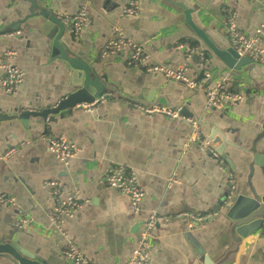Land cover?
<instances>
[{
	"label": "crops",
	"instance_id": "1",
	"mask_svg": "<svg viewBox=\"0 0 264 264\" xmlns=\"http://www.w3.org/2000/svg\"><path fill=\"white\" fill-rule=\"evenodd\" d=\"M129 1L90 0L91 27L75 38L68 26L55 48L60 31L49 37L42 12L59 19L62 14L72 17L85 0H0V61L6 52L15 51L13 64L25 73L16 95L0 92V194L18 205L0 209V236L14 239L43 263L68 264L64 252L72 241L95 264H126L143 223L156 213L169 221L157 226L155 234L161 240L155 242L149 264L202 260L216 264L235 247L230 221L214 209L223 193L233 185L234 194L250 196L251 179L257 193L264 195V166L256 165L254 157L264 160V65L253 62L239 72L228 70L193 28L217 49L237 50L223 21L235 14L239 30L254 36L264 21V0H134L140 16L122 21L128 38L150 56L149 65L180 67L184 55L175 49L187 44L195 50L190 77L208 87L230 77L229 89L243 93L246 100L215 110L206 109L202 92L161 75H146L141 67L129 65L126 56L102 58L119 12ZM185 9L191 11L193 28ZM258 45L264 50V42ZM75 63L89 68L94 83L112 96L103 107L94 113L73 109L71 115L61 113L48 124L31 118L28 129L14 119L25 111L41 112L80 90L86 74L75 69ZM150 108L179 117L161 113L149 117L145 109ZM193 123L200 137L187 149ZM213 130L227 142L225 159L205 149ZM61 134L81 150L67 166L54 158L42 139ZM12 148L18 153L2 160ZM111 165L136 173L145 193L137 216L131 213L128 198L105 184ZM174 174L181 183L168 185ZM51 181L91 201L81 213L64 220L67 239L49 220L55 199L43 184ZM190 216L203 217L204 224L194 223ZM21 218L28 227L19 226ZM0 264L13 263L0 257ZM226 264H264V226L244 240Z\"/></svg>",
	"mask_w": 264,
	"mask_h": 264
},
{
	"label": "built area",
	"instance_id": "2",
	"mask_svg": "<svg viewBox=\"0 0 264 264\" xmlns=\"http://www.w3.org/2000/svg\"><path fill=\"white\" fill-rule=\"evenodd\" d=\"M85 1L86 4L77 14L72 17L62 14V19H60L70 27V32L75 38H79L92 24L89 14L91 9L90 0ZM139 16V4L134 0H130L119 12L117 21L112 27V37L102 52V58L126 56L129 65L136 68L141 67L143 73L146 75H161L168 81L184 84L190 91L202 92L205 95V107L208 110L220 109L226 104L239 105L245 102L246 98L243 93H236L229 89L227 84L230 77H223L222 80H219V82L212 87H208L205 85V82L196 81L190 77L188 74L189 65L195 56V50L187 44H178L175 49L184 55L183 64L180 67L173 69L164 64L149 65L150 56L145 52L142 46L134 43L128 38L121 25L122 21L134 20ZM237 22L238 19L235 14H230L223 21L224 28L228 32L233 47L238 50L240 57L251 59L254 62L264 65V50L258 45L260 42H264V21L255 30V34L252 37L241 32L237 26ZM14 35L18 36L19 34ZM15 56V51H8L0 61V69L3 71V76L0 78V92L8 96L16 95L25 82V73L18 66L13 64ZM209 77V75H206L207 79H209ZM111 97L110 94L104 95L92 105L79 106L78 109L85 113H94L98 108L103 107ZM145 112L149 117L155 113H161L169 118L177 116L169 110L163 111L154 108L145 109ZM191 128L192 135L187 141V149H189L200 137L198 125L193 123ZM42 139L47 143L48 150L54 158L64 163L66 166L81 153V150L75 144L68 141L65 134H61L55 139ZM30 143V141L27 142V144ZM17 153L18 149H9L3 154L1 159H11ZM137 180L136 173L129 172L123 165H111L104 176V182L107 186L128 198L130 211L135 216L141 212L142 203L145 199V193L139 186ZM179 183L181 182L177 179L176 174L168 180V185ZM43 189L49 191L55 199V207L49 214L50 223L58 233L67 239V234L62 229L64 220L81 213L91 204V201L82 199L77 192L68 190L55 181L44 183ZM5 207L18 208L17 201L14 198H8L0 194V209ZM190 218L194 223L200 226L204 224L203 217L190 216ZM168 221L169 219L167 217L156 213L149 215L148 219L143 223L133 254L126 264H149L151 260V251L155 242L161 240L155 234L157 226ZM19 226L28 227L29 222L25 218H21L19 219ZM64 257L66 262L70 264H95L88 259L72 241H68Z\"/></svg>",
	"mask_w": 264,
	"mask_h": 264
},
{
	"label": "water",
	"instance_id": "3",
	"mask_svg": "<svg viewBox=\"0 0 264 264\" xmlns=\"http://www.w3.org/2000/svg\"><path fill=\"white\" fill-rule=\"evenodd\" d=\"M35 8H37L36 5ZM184 13L187 17V23H189L192 27L193 25L190 18L191 11H187L185 9ZM42 16L48 21L44 26L47 31H49L50 38L54 36L55 30L56 32H58V30L60 31L59 36L55 39L54 45L55 48H58L61 37L68 26L60 21L59 18L51 17L46 12H42ZM193 29L199 38L207 45V47H209L211 51L225 64L228 70L239 72L241 69L254 62L251 59L240 57L238 52L234 49L227 51L217 49L205 38L202 33L197 31L195 28ZM69 65L71 66L70 63ZM73 65L75 69L81 70L86 74L85 82L83 83L84 86L80 90L73 92L68 97L62 99L59 103L51 105L41 112L25 111L21 115L14 117V119H19L27 129L31 118L41 119L45 124L54 123L56 122V117L61 113L66 112L68 115H71L73 109H77L79 106L92 105L96 102V100L104 96V93L106 92L105 87H100L98 83H94L95 81L91 78L90 69L80 67L79 63H75ZM89 87H92L93 91H91ZM1 116L2 115H0V118H2ZM218 139H220L221 143L217 145L216 141ZM205 144L207 145L205 148L206 150L214 151L213 156L217 155L222 157V159H225L224 152L228 145L222 136L217 134V130H213L211 137L208 138ZM254 157L256 165L264 166L262 156L255 155ZM257 161L259 162L257 163ZM250 175H253L252 168L250 169ZM250 181L251 179H249L248 183L250 196L234 194V187L233 185H230L214 208L216 211H221L222 215L227 217L230 221V235L232 243L235 246L233 250L227 252L216 264H226L231 259L235 258L243 241L257 234L264 226V195L260 196ZM0 257L11 261L13 264H49L43 263L41 259L35 257L32 253L20 248L19 244H17L14 239L11 240L9 236H0ZM200 263L208 264L205 260H202Z\"/></svg>",
	"mask_w": 264,
	"mask_h": 264
},
{
	"label": "rangeland",
	"instance_id": "4",
	"mask_svg": "<svg viewBox=\"0 0 264 264\" xmlns=\"http://www.w3.org/2000/svg\"><path fill=\"white\" fill-rule=\"evenodd\" d=\"M176 83H178V82H176ZM187 89H188V88H187ZM163 111H164V110H163ZM165 111H166V110H165ZM173 113H174V112H173ZM174 114H176L177 116H176V117H171V119H178V117H179L178 114H177V113H174ZM172 176H173V175H172ZM172 176H171V177H172ZM169 179H170V178H169Z\"/></svg>",
	"mask_w": 264,
	"mask_h": 264
}]
</instances>
